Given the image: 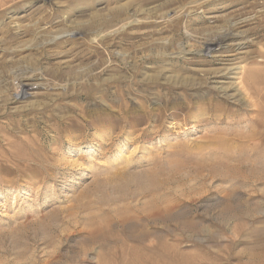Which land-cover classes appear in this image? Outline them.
Masks as SVG:
<instances>
[{"label": "rangeland", "instance_id": "374dc122", "mask_svg": "<svg viewBox=\"0 0 264 264\" xmlns=\"http://www.w3.org/2000/svg\"><path fill=\"white\" fill-rule=\"evenodd\" d=\"M248 72L264 75V0H0V264H98L101 216L133 243L115 210L138 219L142 200L117 174L157 160L191 174L204 133L255 115ZM243 84L262 101L264 84ZM186 180L175 220L147 230L184 264H264V184Z\"/></svg>", "mask_w": 264, "mask_h": 264}, {"label": "bare ground", "instance_id": "6f19581e", "mask_svg": "<svg viewBox=\"0 0 264 264\" xmlns=\"http://www.w3.org/2000/svg\"><path fill=\"white\" fill-rule=\"evenodd\" d=\"M119 13L120 12L118 11L117 14L119 15ZM178 17H175V19ZM130 18L131 16H127L125 17V20H129ZM129 21H127V23ZM112 25L113 24H108V27ZM224 37V35H220V37L216 39L213 38L207 41L204 44V49H211V52L214 53L215 47L221 45ZM250 79L254 82L258 81L260 84H264V75H253V73L248 72L242 77L243 83L245 80L249 83ZM243 83L241 82V88L245 89L247 97L252 103V110L255 112V115L243 116L244 123L247 122L248 124L247 127H244V130L227 132V130L223 131L221 128H218V126L215 125L216 128H218L215 132L207 131V134L204 133V135L198 139L200 141L199 144L201 148V154H199V151H196L199 154V157L197 156L198 158H196V156H193L192 154L188 156V159L192 160V162L193 160H196L193 162L194 165L191 174L189 172L188 174L185 171L182 172L184 165L182 164V167L176 163H170V167L174 165L173 170L165 171V162L160 160L158 161L157 159H155L157 161L148 163L150 166L147 168H142V166H139L137 168L141 169L136 172L121 170L117 174L118 182L116 184V189L120 191L121 196H123L125 199L126 197L134 198V201L142 200V206L138 208L140 218L138 217V220L135 216H131L130 213L132 211L128 207H125V204L123 203L122 206L116 207L118 210H115V212L121 216L119 223L122 226H127L126 230L128 231H126V237L128 240L133 242L131 244H128L127 241L120 238L119 236L116 237V230L114 231L109 228V223L106 216H101L98 218V222L100 224H104L103 226H105L109 232L107 234V231L104 232L96 229L91 234L92 241L98 242L102 249L104 248L105 250L104 253H102V250L98 256V264H147V262H151V264H159L160 262H169L168 264H176L179 262V264H184L187 261V257H185L183 254V251L179 250L177 244L167 243L166 240H164L163 237L159 235L157 230H147V224L150 222L153 225H160L166 219L171 221L175 220L176 216L174 217V207L177 200L172 201L170 200V197L177 194H183L185 191L184 188H187L192 184L191 181L188 182L186 180L189 179V177L192 181H220L221 183L225 184L251 181V183L260 182L264 184V96L262 97L260 94L261 89L258 91L256 90V94L258 93L260 96L259 98H261L262 101L258 100L257 103L252 101V97L249 95V92L246 90ZM25 86L27 87L28 85L24 84L21 96H25L27 94ZM211 101L213 102V99ZM209 112L206 114H209ZM205 120L209 121L211 119L207 116ZM226 121L228 122V120ZM226 127L227 126H224V128H222L226 129ZM233 128H235V126ZM241 128H243V126ZM144 135H146L145 131H143L140 136L142 137ZM188 153L189 152H187V154ZM197 153L195 152L194 154ZM187 174L189 176L185 179ZM132 185H136L137 188L131 189ZM234 190L235 188L233 187L232 192H226V196L231 197ZM172 199H174V197H172ZM131 222H134V224ZM135 224H139L141 228H136ZM185 224L186 223H184V225ZM191 227L193 228L194 226ZM146 241L149 243V245H145L143 243Z\"/></svg>", "mask_w": 264, "mask_h": 264}]
</instances>
